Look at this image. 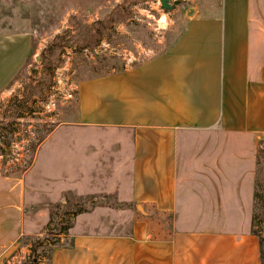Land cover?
Returning <instances> with one entry per match:
<instances>
[{
  "label": "crops",
  "instance_id": "obj_1",
  "mask_svg": "<svg viewBox=\"0 0 264 264\" xmlns=\"http://www.w3.org/2000/svg\"><path fill=\"white\" fill-rule=\"evenodd\" d=\"M257 5L220 0L210 16L192 17L168 51L79 83L73 126L79 135L94 133L87 149L107 134L112 143H131L129 162L101 194L118 196L139 214L126 228L78 216L57 236L48 264H264L253 222L256 157L245 153L253 145L217 143L233 155L179 149L185 132L219 131L233 140L264 135ZM33 48V34L0 33V95ZM97 179L87 177L89 191ZM25 195L14 183L0 188V261L15 260L30 236Z\"/></svg>",
  "mask_w": 264,
  "mask_h": 264
},
{
  "label": "rangeland",
  "instance_id": "obj_2",
  "mask_svg": "<svg viewBox=\"0 0 264 264\" xmlns=\"http://www.w3.org/2000/svg\"><path fill=\"white\" fill-rule=\"evenodd\" d=\"M169 1L179 4L168 11L160 0H0V33L34 37L28 64L0 95V188L7 183L25 188L31 233L15 260L0 264H48L53 247L60 245L54 235L69 233L80 215L97 226L125 228L138 217L118 196L101 194L113 188L121 165L129 162L131 143H112L107 134L88 150L95 135L75 130L77 97L67 96L82 81L137 67L168 51L192 17L210 16L220 2ZM257 1L264 33V0ZM259 67L264 69V41ZM217 143L253 145L245 153L256 157L253 222L264 259V135L233 140L219 131L185 132L180 154H237ZM95 157V166L86 161ZM90 174L99 180L89 191Z\"/></svg>",
  "mask_w": 264,
  "mask_h": 264
},
{
  "label": "water",
  "instance_id": "obj_3",
  "mask_svg": "<svg viewBox=\"0 0 264 264\" xmlns=\"http://www.w3.org/2000/svg\"><path fill=\"white\" fill-rule=\"evenodd\" d=\"M160 2L162 4L163 9L168 10V11L173 10L175 5L179 4L178 1H175L174 4L171 5L169 0H160ZM139 209H140V211H142L141 208H139Z\"/></svg>",
  "mask_w": 264,
  "mask_h": 264
},
{
  "label": "built area",
  "instance_id": "obj_4",
  "mask_svg": "<svg viewBox=\"0 0 264 264\" xmlns=\"http://www.w3.org/2000/svg\"><path fill=\"white\" fill-rule=\"evenodd\" d=\"M76 90H77L76 88L71 89V91L68 93V96H67L68 99H70V98L73 97L74 93H76V92H75Z\"/></svg>",
  "mask_w": 264,
  "mask_h": 264
},
{
  "label": "trees",
  "instance_id": "obj_5",
  "mask_svg": "<svg viewBox=\"0 0 264 264\" xmlns=\"http://www.w3.org/2000/svg\"><path fill=\"white\" fill-rule=\"evenodd\" d=\"M61 231V230H60ZM64 232V230H62L60 233H57L56 235H54V236H58L59 234H62ZM261 245H262V243H261ZM263 262H264V259H263Z\"/></svg>",
  "mask_w": 264,
  "mask_h": 264
}]
</instances>
